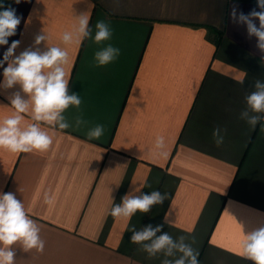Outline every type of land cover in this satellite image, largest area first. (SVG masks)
I'll use <instances>...</instances> for the list:
<instances>
[{"label":"crops","instance_id":"crops-1","mask_svg":"<svg viewBox=\"0 0 264 264\" xmlns=\"http://www.w3.org/2000/svg\"><path fill=\"white\" fill-rule=\"evenodd\" d=\"M20 18L16 34L0 46V60L13 41L15 55L28 48H64L61 36L76 17L110 23L112 38L101 45L85 39L67 47L69 93L80 109L64 113L72 127L43 125L53 143L45 152L0 150V192H13L41 228L43 252L13 246L16 264H160L129 242L130 226L109 214L130 192L168 193L162 205L137 212V230L164 223L175 239L193 237L199 264H252L239 255L242 230L264 225V131L239 119L255 80L264 81V54L233 9L259 11L257 0H0ZM3 9L0 8V11ZM258 24V21H257ZM45 33L47 41L35 45ZM118 47L112 63L93 66L94 53ZM7 67V63L4 64ZM243 79V85L239 81ZM3 67H0V81ZM0 89V120L14 114ZM82 114L87 125L76 128ZM22 126L33 123L23 114ZM104 125L99 140L87 131ZM226 129L215 144L212 132ZM157 135L168 156H155ZM150 186V187H149ZM56 197L44 204V194ZM159 235V233H158Z\"/></svg>","mask_w":264,"mask_h":264},{"label":"clouds","instance_id":"clouds-1","mask_svg":"<svg viewBox=\"0 0 264 264\" xmlns=\"http://www.w3.org/2000/svg\"><path fill=\"white\" fill-rule=\"evenodd\" d=\"M19 3V0H16ZM257 11L253 9L244 14L233 9L231 19L234 23L246 27L249 38L254 37L257 49L264 54V0H257ZM0 46L8 45V38L16 34L20 18L15 9L4 8L0 4ZM71 31H65L61 36L64 48L49 46L41 51L40 48H28L19 55L15 50L19 41H13L0 60L3 67V80L0 89H13L17 85L19 90L9 96L10 104L15 110L14 114L0 120V150L11 153H31L33 151L45 152L53 143L52 136L44 130L43 125L67 129L73 125L68 122L64 113L70 107L80 109L82 99L76 93H69V74L66 66L69 64L67 47L79 45L85 39H91L95 44L101 45L112 38L110 23L98 20L95 24V34L89 26L90 16L81 14L76 17ZM258 21V24H257ZM47 41L43 32L36 36L35 45ZM120 49L112 44H106L94 53L93 66L102 67L114 62L120 56ZM7 63V67L4 64ZM243 79L239 81L243 85ZM252 87L255 89L245 97L247 107L239 114L249 131H254L258 124L264 131V81L255 80ZM23 114H29L33 123L22 126ZM82 114L74 118V126L80 128L87 125ZM104 125L96 124L89 128V140H99L104 134ZM226 129L219 126L213 129L212 137L219 147L224 142ZM155 156L166 158L168 156L165 136L157 135L152 145ZM150 187V186H149ZM168 199V193L153 190L150 193L140 191L125 194L121 202L112 205L109 214L114 219H123L130 226L129 242L138 245V250L146 253L149 259L163 257L160 264H199L198 249L193 247L196 243L193 237L187 242L181 235L173 238L169 232H163L164 224L171 225L173 221L165 216L163 224L147 225L137 230L130 224L137 212L147 214L153 206L162 205ZM44 204L55 205L54 194H44ZM41 228L26 211L24 202L17 199L13 192H0V264H16L15 245L19 244L25 251L35 249L43 252L45 241L40 235ZM159 233V235H158ZM239 255L252 262L264 264V225L252 230H242L239 245Z\"/></svg>","mask_w":264,"mask_h":264}]
</instances>
